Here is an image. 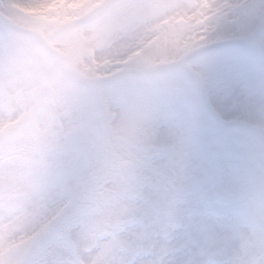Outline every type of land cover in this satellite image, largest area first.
Listing matches in <instances>:
<instances>
[{"label": "clouds", "instance_id": "obj_1", "mask_svg": "<svg viewBox=\"0 0 264 264\" xmlns=\"http://www.w3.org/2000/svg\"><path fill=\"white\" fill-rule=\"evenodd\" d=\"M0 264H264V0H0Z\"/></svg>", "mask_w": 264, "mask_h": 264}]
</instances>
